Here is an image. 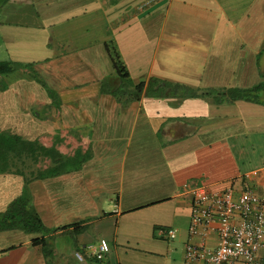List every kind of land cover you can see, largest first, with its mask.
Instances as JSON below:
<instances>
[{
	"label": "crops",
	"instance_id": "1",
	"mask_svg": "<svg viewBox=\"0 0 264 264\" xmlns=\"http://www.w3.org/2000/svg\"><path fill=\"white\" fill-rule=\"evenodd\" d=\"M146 1L0 0L3 59L55 93L18 72L0 90V131L80 158L52 176L39 175L48 158L0 172V213L26 197L48 230H0V264H184L185 184L264 202V89L255 102L225 92L264 82V0ZM111 41L132 83L158 80L126 103L110 93ZM256 254L264 264V245Z\"/></svg>",
	"mask_w": 264,
	"mask_h": 264
},
{
	"label": "built area",
	"instance_id": "2",
	"mask_svg": "<svg viewBox=\"0 0 264 264\" xmlns=\"http://www.w3.org/2000/svg\"><path fill=\"white\" fill-rule=\"evenodd\" d=\"M183 191L190 197L184 264H258L256 253L264 245V202L260 196L244 188L235 197L231 186L213 191L185 184ZM158 232L171 239L176 235L171 228ZM108 251L103 238L90 247L96 260Z\"/></svg>",
	"mask_w": 264,
	"mask_h": 264
},
{
	"label": "trees",
	"instance_id": "3",
	"mask_svg": "<svg viewBox=\"0 0 264 264\" xmlns=\"http://www.w3.org/2000/svg\"><path fill=\"white\" fill-rule=\"evenodd\" d=\"M105 47L113 64L115 75L120 84L111 89L112 95L120 100L126 97L124 103L135 100L140 97L143 91L158 82L157 79L151 78L147 83H132L126 66L120 58L119 52L114 46L113 42L105 43ZM21 69L23 72L29 73L32 79L39 82L41 86L47 91L50 97L54 98L55 93L51 90L41 78V76L34 69L32 64L21 63L13 60H0V90H5L8 86L3 77L8 76ZM179 88L175 86L174 89ZM264 89V82L250 88H230L225 92L231 100L245 99L249 101H258L259 89ZM210 93V92H209ZM209 93H200L201 95H208ZM199 93H190L189 96H195ZM163 96V94H161ZM48 158L55 162L53 166H49L40 176H52L67 172L70 170V164L79 162V153L68 157L61 154L52 147H44L37 140H27L19 135L12 134L9 131H0V172L15 170L19 172V162L36 161L39 159ZM69 162V163H68ZM26 197H18L13 200L5 212L0 213V230L19 228L26 232H45L48 231L43 225L39 214L36 210L28 206ZM66 227H62L64 229ZM34 245H41L45 255H48V242L44 237L34 239Z\"/></svg>",
	"mask_w": 264,
	"mask_h": 264
},
{
	"label": "rangeland",
	"instance_id": "4",
	"mask_svg": "<svg viewBox=\"0 0 264 264\" xmlns=\"http://www.w3.org/2000/svg\"><path fill=\"white\" fill-rule=\"evenodd\" d=\"M2 3H3V1H2ZM3 53H4V51H3L2 49H0V60H5V59H3V58H4ZM20 71H21V69L16 70V71L13 72L12 74L3 77L4 81H8V80L14 79V78L18 75V72H20ZM183 220H184V219H183ZM177 250H178V253H179V252H180V248H178ZM174 258H175L176 262L174 261V259H170V262H171L172 264H180V262L178 261V260H179V259H178L179 257L176 256V257H174Z\"/></svg>",
	"mask_w": 264,
	"mask_h": 264
}]
</instances>
